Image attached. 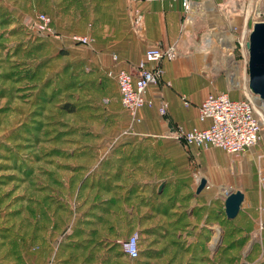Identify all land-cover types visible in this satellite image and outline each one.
I'll return each instance as SVG.
<instances>
[{
  "label": "crops",
  "instance_id": "0c3cea01",
  "mask_svg": "<svg viewBox=\"0 0 264 264\" xmlns=\"http://www.w3.org/2000/svg\"><path fill=\"white\" fill-rule=\"evenodd\" d=\"M48 1L53 28L91 39L89 46L74 44L71 38L61 43L66 50L74 47L80 52L72 55V65L86 71L85 85L103 90L108 86L106 96L117 98L116 102L120 98L114 75L133 69L146 50L175 44L186 54L161 62V82L146 94L152 107L139 112L138 123H132L124 110L119 126L99 127L102 140L73 145L71 158L40 157L41 164L48 162L41 169L46 183L55 181L54 189L51 185L46 189L41 181L39 191L41 197L55 198L46 219L53 222L52 235L63 241L56 264H128L121 244L133 233L139 237L135 264H232L249 246L253 247L248 260L255 258L252 251L259 246L264 258V230L257 229L264 218L260 210L264 138L238 155L185 146L176 138L180 131L210 125L199 121L197 106L227 85L225 79L208 72L206 57L197 52L205 44V40L198 42L201 32L211 34L205 38L211 44L221 42L224 33L218 19L187 20L181 0ZM198 1L207 10L214 7L212 0ZM136 11L141 14L140 29L134 26ZM66 74L63 71L62 77ZM225 93L232 100L243 97L231 89ZM182 97L190 107H185ZM105 98L88 97L92 106L100 100L102 109L111 102ZM161 104L166 105L164 116L159 113ZM99 113L109 121L115 117L105 110ZM63 144L53 145L66 151ZM202 179L206 184L198 192ZM234 192L241 193L243 200L237 215L228 219L225 201ZM39 207L41 220L46 217L43 203ZM25 218V223H32V218ZM43 223L40 238L45 237ZM43 241L37 243L44 245Z\"/></svg>",
  "mask_w": 264,
  "mask_h": 264
},
{
  "label": "rangeland",
  "instance_id": "374dc122",
  "mask_svg": "<svg viewBox=\"0 0 264 264\" xmlns=\"http://www.w3.org/2000/svg\"><path fill=\"white\" fill-rule=\"evenodd\" d=\"M212 2V10L205 9L206 5L201 4L198 13L192 14L190 20L215 16L220 32L227 38L230 35L240 40L247 38L252 25L264 21L262 17H255L256 11L263 13L260 0ZM50 7L48 0H0V263L4 264H56V259L60 256L63 241L52 235L55 229L51 226L53 222L46 219L47 208L49 204H54L55 198L41 197L39 190L41 181L46 189L48 185L53 189L55 187L54 180L46 183L47 177L42 174L44 172L41 169L48 162L41 164L40 159H56V154L49 152L54 149L53 143L64 130L61 127L65 125L70 130L63 138V148L67 150L64 151V156L60 155V158L67 159L73 156V145L102 140L103 135L97 133L99 127L119 126L120 119H124L125 111L120 102H116L117 98L114 100V97L106 96L108 86L103 90L98 85L97 89L85 85L82 75L86 71L73 67L72 55H77L78 51L73 46L66 50L61 45L62 41H70L71 34L65 35L53 28L52 18L47 13ZM38 14L48 17L52 33L40 31L36 27ZM207 35L211 37L206 32L202 36L201 32V36L197 38L199 44L200 41L203 44ZM210 45L203 44V48L199 46L197 52L202 51L206 57L211 69L208 72H214L225 79L228 85L225 91L210 95L225 93L228 89L243 97L249 94L247 51L239 46L230 52L226 49L228 45L217 40H213ZM61 51L65 52L64 57L59 56ZM184 55L186 54L182 52L180 57ZM227 58L236 63L234 78L228 70L230 63ZM67 68L72 69L66 70ZM63 71L67 73L64 77ZM231 78L239 83V88L231 83ZM89 96L107 97L111 102L102 109L99 105L102 102L97 100L96 105L92 106ZM74 101L78 102L79 112L74 115L61 114V106ZM99 110L112 112L115 117L110 118L111 121L104 118L105 115L98 117ZM48 126L52 129H48ZM46 130L48 133L45 136ZM44 137L47 138L45 141ZM263 138L264 129L260 140ZM42 203L45 210L44 212L42 209V214L46 217L40 220L39 206ZM25 217H28V221L32 218V223H25ZM41 222H44L43 238H40L39 232ZM26 225L29 228L32 225V231ZM39 239L49 246L37 243ZM251 247L253 246H249L247 251L244 249L239 261L232 264H264L260 246L252 251L255 258L247 259ZM214 250L215 246H212L211 251ZM122 254L126 256L123 251ZM126 258L128 264H135V260Z\"/></svg>",
  "mask_w": 264,
  "mask_h": 264
},
{
  "label": "built area",
  "instance_id": "2783aa9c",
  "mask_svg": "<svg viewBox=\"0 0 264 264\" xmlns=\"http://www.w3.org/2000/svg\"><path fill=\"white\" fill-rule=\"evenodd\" d=\"M136 3L141 0H131ZM147 2H173L175 0H145ZM263 5L262 19H264V0H260ZM184 14L187 20L201 7L197 0H181ZM141 14L136 11L134 16V26L141 28ZM49 19L46 15L38 14L35 25L40 31L50 32ZM71 41L83 46H89L91 39L87 36L73 35ZM232 38V39H231ZM231 41H226L223 37L221 42L228 45L227 50L243 48L246 50L247 38L241 40L230 35ZM205 44L210 41L204 39ZM182 56V52L177 45L164 48L153 47L146 50L143 57L134 65L131 70H120L114 75L116 81L120 103L127 112L132 123H138L139 112L145 107H152V102L147 100V90L152 85L161 82L163 69L161 62L173 61ZM231 58V53L229 54ZM116 59V58H115ZM229 60V58H227ZM231 75L234 73L233 66L236 63L228 61ZM112 77V73H108ZM230 83V82H229ZM239 88V86H238ZM185 107H190L191 103L182 97ZM198 119L201 122L208 121L210 125L205 129H192L186 132L180 131L176 135L177 140L185 146H193L199 149H220L231 155H238L254 147L260 140L264 129V103L257 96L251 93L238 100H232L227 93L207 96L202 103L197 106ZM159 113L164 116L166 105L161 104ZM262 207L264 213V187L261 190ZM259 232L264 230V218L258 223ZM123 253L130 259L136 260L139 257V237L133 233L122 243ZM134 252V254H133Z\"/></svg>",
  "mask_w": 264,
  "mask_h": 264
},
{
  "label": "water",
  "instance_id": "95a60500",
  "mask_svg": "<svg viewBox=\"0 0 264 264\" xmlns=\"http://www.w3.org/2000/svg\"><path fill=\"white\" fill-rule=\"evenodd\" d=\"M255 17L260 19L262 14L256 11ZM246 51L248 55V90L264 103V21H258L252 25L247 36ZM205 184V180L202 179L197 191H201ZM242 200L243 196L239 192L227 196L225 214L228 219H233L237 215Z\"/></svg>",
  "mask_w": 264,
  "mask_h": 264
},
{
  "label": "trees",
  "instance_id": "16d2710c",
  "mask_svg": "<svg viewBox=\"0 0 264 264\" xmlns=\"http://www.w3.org/2000/svg\"><path fill=\"white\" fill-rule=\"evenodd\" d=\"M71 40V39H70ZM74 43V42H73ZM74 44H77V43H74ZM66 54H65V52L64 51H61L60 53H59V56L60 57H64ZM66 88H70L69 86H66ZM77 104H78V102H70V103H64L62 106H61V110H60V112H61V114H65V115H74V114H76V113H78L79 112V107L77 106ZM47 128V127H46ZM61 128H63L64 130H63V132H60V136H58V138H56V140H55V142L53 143L54 145H56V144H58V143H64L65 142V140L63 139L64 138V135L66 134V133H68L70 130H68L69 129V127H66L65 125L63 126V127H61ZM48 129H52L50 126H48ZM58 129V128H57ZM48 133V130H46L45 131V136H46V134ZM73 133V131H71V134ZM47 138L46 137H44L43 138V140L45 141ZM42 140V141H43ZM41 141V142H42ZM43 141V142H44ZM40 142V143H41ZM51 152H53V153H55V154H58V155H61V156H64V151L63 150H61V149H58V148H55L54 147V149H52L49 153H51ZM0 264H4V263H0Z\"/></svg>",
  "mask_w": 264,
  "mask_h": 264
},
{
  "label": "bare ground",
  "instance_id": "6f19581e",
  "mask_svg": "<svg viewBox=\"0 0 264 264\" xmlns=\"http://www.w3.org/2000/svg\"><path fill=\"white\" fill-rule=\"evenodd\" d=\"M200 9V8H199ZM200 12V11H199ZM198 13V12H197ZM223 38L226 40V41H230L227 37H225V36H223ZM233 68H234V73H233V78H234V76H235V74H236V70H237V67H235V66H233ZM233 78H231V83L232 84H235V86L236 87H238L239 86V83L237 82V81H235V80H233Z\"/></svg>",
  "mask_w": 264,
  "mask_h": 264
},
{
  "label": "clouds",
  "instance_id": "9594fccd",
  "mask_svg": "<svg viewBox=\"0 0 264 264\" xmlns=\"http://www.w3.org/2000/svg\"><path fill=\"white\" fill-rule=\"evenodd\" d=\"M133 254H134V252H133Z\"/></svg>",
  "mask_w": 264,
  "mask_h": 264
}]
</instances>
